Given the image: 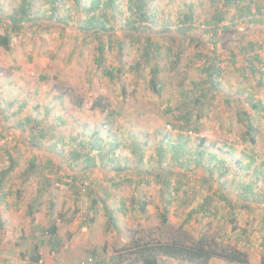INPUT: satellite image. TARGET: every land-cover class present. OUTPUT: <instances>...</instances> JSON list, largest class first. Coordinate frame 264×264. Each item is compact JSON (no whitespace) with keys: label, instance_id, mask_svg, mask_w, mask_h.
Returning <instances> with one entry per match:
<instances>
[{"label":"rangeland","instance_id":"rangeland-1","mask_svg":"<svg viewBox=\"0 0 264 264\" xmlns=\"http://www.w3.org/2000/svg\"><path fill=\"white\" fill-rule=\"evenodd\" d=\"M244 1L257 5L251 2L258 0ZM20 2L0 0L2 32L9 29L6 15ZM52 2L32 0L34 20L11 35L9 49L0 48V174L14 164L0 192L8 193L0 199V264H89V259L116 264L111 257L131 233L157 236L167 229L239 249L246 264H264V115L255 120L260 113L250 108L249 98L264 102V61L253 74L239 55L229 62L230 54L218 46L207 48L200 41L197 47L185 39L179 47L173 39L181 14H192L198 23L188 34L193 36L213 15L226 12L224 24L250 30L246 39L264 59V18L232 19L235 10L227 9L225 0H150L155 15L146 25L151 35L165 32L151 38L164 46L157 61L144 62L139 56L146 37L122 31L135 17L128 0L104 10L109 33L96 36L79 29L85 11L79 13L72 0ZM102 44V67H97ZM177 49L181 54L174 62ZM198 52L216 58L210 63L221 68L218 85L204 82ZM105 69L114 71V79L103 75ZM151 75L157 91L149 87ZM195 82L207 96L202 111L190 116L188 131L181 116L188 98L182 94ZM97 97L109 103V112L91 109ZM243 110L258 124L254 145L243 138ZM180 133L189 140L186 151L175 155L170 145L179 142ZM95 137L102 140L101 154L92 151L90 164L81 158L68 170L78 145ZM200 138L206 140L205 151L215 155L212 162L206 156L196 161ZM112 140L116 147L109 146ZM251 184L253 193L247 189ZM50 226L57 228L52 240L40 232ZM34 256H40L38 263L31 261ZM159 264L191 263L164 259ZM208 264L238 263L213 258Z\"/></svg>","mask_w":264,"mask_h":264},{"label":"trees","instance_id":"trees-1","mask_svg":"<svg viewBox=\"0 0 264 264\" xmlns=\"http://www.w3.org/2000/svg\"><path fill=\"white\" fill-rule=\"evenodd\" d=\"M32 0H21L20 4H18L15 8H13L12 11L9 12V14L6 15L5 23L8 24L9 29L2 32L0 28V48L3 49H9L10 47V41H11V35H16L22 28L23 24L31 22L34 20L32 15ZM61 0H53L52 3L58 2ZM64 1V0H62ZM73 3H75L76 8L78 9V12H83L85 19L82 22L80 26V30L83 31L85 34L89 35H98L101 31L102 34L109 33V28H107V25L110 26V21L108 19V15L104 10H112L117 8V5L119 2L117 0H105V2H102L101 0H89V8L85 9V2L86 0H72ZM131 2L132 8V14L134 17V21L129 20L126 22L127 29L122 30L124 32H127L128 36L130 34L132 37L135 35L146 37L144 38V46L141 49V54L139 56V59L144 62H149L151 59L154 61H157L158 58H160V49L164 46V44H160L159 41H155L152 38V35H155L156 37L160 36L161 34H164L165 32H160L157 34H150V27L146 24H153V21L151 20L155 15V10L150 6V0H128ZM257 3V5H249L244 0H225L224 6L228 8H232L235 10V15L232 19H240L241 21L244 19H249L250 23H252L256 18H252L253 15L259 14L260 17L264 18V0L261 1H253L251 2ZM191 10V7H188ZM54 9V8H53ZM53 14L50 15V17ZM182 18L177 19V33L175 34L173 39H177L179 42L176 44L180 47V45L187 39L188 41L195 42V45L197 47H200V41L202 45H206L208 48L210 45L214 49L219 50H226L230 54L229 62H236L235 58L239 55L241 57V61H243L246 64L247 69H249L250 72L253 74L258 73L260 69L258 66L261 64V62L264 61L254 49L256 47L253 42L248 41L246 38L250 32V30L245 29H239L238 27L232 25V24H224L226 19V12H222L218 15H213L211 17V20H207L204 22V24L207 26L206 28H203L200 33H196L193 36H189L188 34L191 33L195 28V23L193 20V16L190 13H183L181 14ZM37 18V17H36ZM260 20H258V23L261 24ZM0 22L3 23L2 18L0 19ZM135 23H138L135 26ZM145 23V24H143ZM245 23V22H244ZM249 24V23H248ZM169 25V24H168ZM167 27V24H166ZM165 30V28L163 29ZM166 31V30H165ZM208 34L210 37L209 39H206L205 35ZM111 36V34H109ZM123 35H126L123 34ZM144 35V36H143ZM110 36L109 42H110ZM213 39V40H212ZM245 42H243V40ZM232 46H236V53H233L230 49ZM119 46V45H118ZM103 49L104 45H99V49L97 52L99 53V58L96 60L97 67L102 65V56H103ZM173 47L166 49V53L170 54ZM179 49L175 51V61L180 57ZM194 56L203 62L202 73L205 77L204 82L208 81L212 85L216 86L219 84L217 81V75L219 74V69H221L218 66H214L213 63L215 62L216 58L209 56L208 53H195ZM102 67V66H101ZM104 69V67H103ZM156 71L157 69L154 68ZM152 70L151 74H155V71ZM114 71L110 70H104L103 75L105 77H108L110 79H114ZM151 75V76H152ZM156 76H152L149 80V87L155 91H157L158 88L157 82H156ZM262 83V82H258ZM192 89L188 90V92H183V98H188L187 102L184 103V106L182 107V118L184 119L186 129L189 130L188 124L190 123V116L194 111H202L204 108V104L202 101L205 100L206 94L203 90H200L198 88L199 83H191ZM199 91V94H195V92ZM59 100L63 99V96L59 95L57 96ZM191 97V99H190ZM251 99L250 101V108L253 109L257 115L260 113L259 117L255 118V120L259 121L262 119L264 115V102L255 101L253 98V95L249 96ZM187 104V103H189ZM77 107L82 106V101L78 102L76 105ZM109 103L104 101L102 97H97L92 101L91 109H97L100 112H109L108 110ZM169 111V110H168ZM241 121L245 123V128L243 131V138L248 140L251 145L255 144L256 140V134L258 133V124L252 123L251 120H249V115L243 110ZM240 113V114H241ZM180 132L183 131V126L180 127ZM98 130H95L92 132L93 137L97 135ZM42 137L43 135L41 132L39 133ZM35 139V138H34ZM189 140V136H183L182 133H180L179 142L176 145H170L172 151L175 153H181L183 151H186L185 143ZM146 141V140H145ZM205 138L199 139V144L197 149L195 151L196 153V161L200 162V157L206 156V160L208 162H212L215 160V155L211 152H206L204 148ZM38 141L35 145H38ZM115 140H112L109 142V146L111 148L116 147L115 146ZM144 142L143 144H145ZM103 148H102V140L98 138H94V140L88 141V142H81L78 145V148L74 150L72 153V159L71 162L68 165V170H71L72 163H75V161L84 158V161L87 164H90L92 161V158L90 156L92 151H97L98 154H101ZM161 152H164L163 148L160 150ZM177 156H175L176 158ZM253 160L250 158V161L247 165H245V169H250V166L252 165ZM264 165V162L263 164ZM34 167V162L31 160L30 167ZM14 167V164L10 162L8 168L3 170L0 174V192L4 190L5 188V178L10 173V170H12ZM206 167V166H205ZM209 173H211L212 169L207 168ZM71 180H74L71 175H66ZM206 181H208V177L206 178ZM253 184L248 186V190L252 191L253 193ZM8 193L2 192L0 193V199L3 200ZM246 196L244 195L243 198ZM33 212L30 210V216H32ZM168 220L166 218V213L161 214V224L163 228H165L166 232V226H167ZM56 227L50 226L47 230L40 232L45 235L48 234V237L51 238L55 236L56 233ZM169 229H167L166 233H161L157 236H153L151 234H142L138 235L136 232L131 233L129 237V241L121 247L120 249L116 250V253L113 257H111V260L116 264H159L164 259H171L191 264H208L210 260L213 258H220L228 262L232 263H238V264H246L248 262V258L245 252L240 251L239 249H236L234 247L228 246V245H219L215 246L212 243H209L207 239L203 238V236L197 238V239H190L188 235L186 234H180L174 235L171 234V232H168ZM54 235V236H53ZM52 240V238H51ZM38 256H35L32 258V262L37 263Z\"/></svg>","mask_w":264,"mask_h":264},{"label":"crops","instance_id":"crops-1","mask_svg":"<svg viewBox=\"0 0 264 264\" xmlns=\"http://www.w3.org/2000/svg\"><path fill=\"white\" fill-rule=\"evenodd\" d=\"M204 79H205V77H204ZM175 155H176V154H175ZM184 164H185V166H187L186 161H184ZM55 231H57V228H56ZM34 248H35V249H38L37 246H34ZM2 253L5 254L4 251H2ZM39 254H40V249H39ZM4 256H5V255H4ZM34 257H35V256H34ZM39 257H40V256H39ZM39 257H38V261H37V263L40 261V258H39ZM3 258H5V257H3ZM3 258H1V260H2ZM31 261H32V260H31ZM33 263H34V262H33Z\"/></svg>","mask_w":264,"mask_h":264},{"label":"built area","instance_id":"built-area-1","mask_svg":"<svg viewBox=\"0 0 264 264\" xmlns=\"http://www.w3.org/2000/svg\"><path fill=\"white\" fill-rule=\"evenodd\" d=\"M92 263V259H89V264ZM83 264H87V262L83 263Z\"/></svg>","mask_w":264,"mask_h":264}]
</instances>
